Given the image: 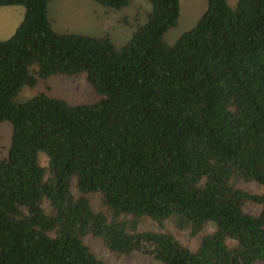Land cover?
Masks as SVG:
<instances>
[{
  "label": "trees",
  "instance_id": "obj_1",
  "mask_svg": "<svg viewBox=\"0 0 264 264\" xmlns=\"http://www.w3.org/2000/svg\"><path fill=\"white\" fill-rule=\"evenodd\" d=\"M205 1L170 46L179 0H146L144 21L117 49L108 35L56 32L50 0H0L24 8L0 40V124L12 125L0 160V264H108L91 239L117 260L264 262V191L238 186L264 189V0ZM78 75L94 103L15 102L23 88Z\"/></svg>",
  "mask_w": 264,
  "mask_h": 264
},
{
  "label": "rangeland",
  "instance_id": "obj_2",
  "mask_svg": "<svg viewBox=\"0 0 264 264\" xmlns=\"http://www.w3.org/2000/svg\"><path fill=\"white\" fill-rule=\"evenodd\" d=\"M226 1L231 8H235L239 0ZM179 2V23L177 27L169 30L164 37V41L170 46L174 45L184 33L196 26L207 8L205 0H179ZM148 10L149 6L146 0H131V5L120 11L103 8L91 0H50L48 6L49 18L56 32L91 37L108 35L117 49H121L131 39L136 27L134 19L136 18L139 23H142ZM23 14L24 8L20 6L0 8V40H8L14 35L17 27L23 21ZM37 94L58 97L73 106L94 103L98 99L94 90L88 85L85 75H78L53 77L34 89L23 88L15 102H24V100L31 99ZM11 136L12 125L9 122L1 123L0 160L8 157ZM41 164H45L44 155H41ZM238 186L252 194H259L264 191L256 183L239 181ZM245 211L250 214H257L260 207L249 205ZM174 234L180 242L192 248L196 247V240L191 239L188 232L177 234L174 231ZM88 243L98 257L108 264H159L151 256L138 252L130 257L117 260L93 239L88 240ZM256 264H264V262Z\"/></svg>",
  "mask_w": 264,
  "mask_h": 264
}]
</instances>
